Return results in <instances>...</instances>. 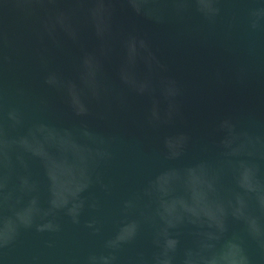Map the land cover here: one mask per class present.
<instances>
[{
    "label": "water",
    "instance_id": "water-1",
    "mask_svg": "<svg viewBox=\"0 0 264 264\" xmlns=\"http://www.w3.org/2000/svg\"><path fill=\"white\" fill-rule=\"evenodd\" d=\"M0 264H264V0H0Z\"/></svg>",
    "mask_w": 264,
    "mask_h": 264
}]
</instances>
